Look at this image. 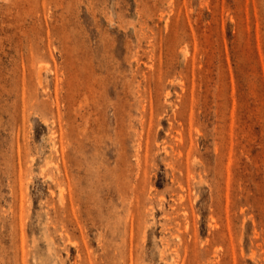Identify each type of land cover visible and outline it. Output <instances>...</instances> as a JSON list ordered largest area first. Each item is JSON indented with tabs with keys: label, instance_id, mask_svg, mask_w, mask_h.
I'll use <instances>...</instances> for the list:
<instances>
[{
	"label": "rangeland",
	"instance_id": "obj_1",
	"mask_svg": "<svg viewBox=\"0 0 264 264\" xmlns=\"http://www.w3.org/2000/svg\"><path fill=\"white\" fill-rule=\"evenodd\" d=\"M0 264H264V0H0Z\"/></svg>",
	"mask_w": 264,
	"mask_h": 264
}]
</instances>
